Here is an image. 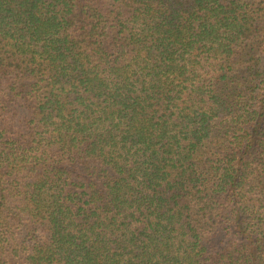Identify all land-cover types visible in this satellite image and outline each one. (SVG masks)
<instances>
[{
  "label": "trees",
  "instance_id": "16d2710c",
  "mask_svg": "<svg viewBox=\"0 0 264 264\" xmlns=\"http://www.w3.org/2000/svg\"><path fill=\"white\" fill-rule=\"evenodd\" d=\"M0 264H264V0H0Z\"/></svg>",
  "mask_w": 264,
  "mask_h": 264
}]
</instances>
